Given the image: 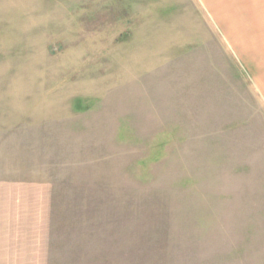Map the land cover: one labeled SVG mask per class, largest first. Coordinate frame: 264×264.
<instances>
[{
    "label": "rangeland",
    "instance_id": "obj_1",
    "mask_svg": "<svg viewBox=\"0 0 264 264\" xmlns=\"http://www.w3.org/2000/svg\"><path fill=\"white\" fill-rule=\"evenodd\" d=\"M0 264H264V0H0Z\"/></svg>",
    "mask_w": 264,
    "mask_h": 264
}]
</instances>
